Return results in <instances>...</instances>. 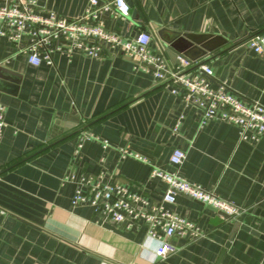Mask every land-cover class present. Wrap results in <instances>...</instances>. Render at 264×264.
I'll list each match as a JSON object with an SVG mask.
<instances>
[{"label": "crops", "instance_id": "crops-1", "mask_svg": "<svg viewBox=\"0 0 264 264\" xmlns=\"http://www.w3.org/2000/svg\"><path fill=\"white\" fill-rule=\"evenodd\" d=\"M33 1L37 13L66 19L88 6V0ZM126 2L129 16L102 15L107 31L123 38L149 32L150 48L171 68L183 63L163 51L158 34L207 36L211 51L193 65L211 68L214 87L264 108V55L246 45L264 35V0ZM10 52L1 42L0 61ZM50 55L51 66H31L24 56L0 66V264H264V137L239 142L219 117L200 126V112L181 88L172 94L173 86L127 57L107 50L98 59L54 49ZM86 134L92 138L76 153ZM174 149L185 153L178 169L169 163ZM151 167L177 171L238 207L239 216L224 219L176 194L169 209L203 235L192 242L173 237L176 252L155 259L157 243L143 225L127 230L99 222L88 206H71L75 184L63 180L70 173L121 184L157 203L166 187L150 178Z\"/></svg>", "mask_w": 264, "mask_h": 264}, {"label": "built area", "instance_id": "built-area-1", "mask_svg": "<svg viewBox=\"0 0 264 264\" xmlns=\"http://www.w3.org/2000/svg\"><path fill=\"white\" fill-rule=\"evenodd\" d=\"M35 9L33 0L0 2V43L4 42L13 48V52L0 61V66L18 56H24L31 66H51L52 49L67 55L78 52L93 59L103 57L107 50L137 62L144 69H151L157 82L173 86L172 94H177V87L181 88L185 99L200 112V126L219 117L236 129L239 142L264 137V108L248 104L223 86L214 87L209 66H195L181 60L182 68H171L161 53L150 48L149 32L141 30L132 38H123L107 31L102 23V15L110 12L123 18L129 16L130 6L126 0H88L84 12L74 19L62 18L52 12L41 15ZM246 45L255 54L264 55V35L250 38ZM4 116L5 107L0 103V139ZM179 127L180 122L177 121L172 132L176 134ZM85 138H92V135L86 134L80 138L76 153ZM122 154L145 161L127 151H122ZM184 159L185 153L174 149L169 163L178 169ZM149 175L152 179H159L166 187L157 203H150L146 197L128 191L121 184L104 183L100 178L88 174L70 173L63 180L75 184L71 206L90 207L99 222L121 225L127 230L143 225L146 238L157 243L153 251L155 259H165L176 252L171 238L192 242L203 235L193 223L169 209L175 202L176 194L210 207L228 219H235L240 214L239 208L231 202L187 181L177 171L166 172L151 167Z\"/></svg>", "mask_w": 264, "mask_h": 264}, {"label": "water", "instance_id": "water-1", "mask_svg": "<svg viewBox=\"0 0 264 264\" xmlns=\"http://www.w3.org/2000/svg\"><path fill=\"white\" fill-rule=\"evenodd\" d=\"M158 36L161 40L160 44L162 49H164L163 51H169L174 54L177 58V63L183 60L189 64H193L199 58L205 57L207 52L209 53L211 51L206 42V39H208L207 36L198 37L196 35L180 34L176 32H172L168 39H164L161 34H158ZM201 39H203L205 43L202 42ZM195 66L197 65L195 64ZM219 214L221 217L228 219L227 216L221 213Z\"/></svg>", "mask_w": 264, "mask_h": 264}]
</instances>
